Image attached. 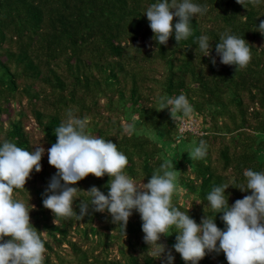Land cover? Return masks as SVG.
I'll list each match as a JSON object with an SVG mask.
<instances>
[{
	"label": "trees",
	"instance_id": "1",
	"mask_svg": "<svg viewBox=\"0 0 264 264\" xmlns=\"http://www.w3.org/2000/svg\"><path fill=\"white\" fill-rule=\"evenodd\" d=\"M155 0H0V141H14L34 150L56 142L55 128L68 110L88 118L86 131L116 143L128 157L125 171L137 184L147 183L162 163L175 167L172 203L198 224L206 215L225 229L223 213L205 208L214 186L229 184L228 204L249 192L246 168L264 171V35L256 31L264 20V0H196L208 11L197 14L192 33L178 44L174 34L158 45L145 13ZM178 18H173V24ZM243 36L252 58L236 68L213 65L202 56L197 38L210 37L212 54L226 30ZM204 66V67H203ZM185 94L193 112L160 110L161 95ZM201 120V135L177 139L182 118ZM132 124V130H127ZM207 141V154L190 160L179 151L189 143ZM174 149L169 156L166 151ZM40 172L30 173L14 198L34 205L30 223L45 241L44 264H161L144 240L140 214L133 210L123 229L111 215L89 207L81 220L54 217L43 206L45 189L57 171L47 151ZM110 177L89 174L77 182L108 193ZM182 194V195H181ZM73 208L79 214V193ZM29 200V201H28ZM190 207V208H189ZM189 208V209H188ZM176 229L161 235L172 249ZM9 237H4L7 240ZM173 264H186L172 249ZM190 264V262H189ZM198 264H228L223 252L207 253Z\"/></svg>",
	"mask_w": 264,
	"mask_h": 264
},
{
	"label": "clouds",
	"instance_id": "2",
	"mask_svg": "<svg viewBox=\"0 0 264 264\" xmlns=\"http://www.w3.org/2000/svg\"><path fill=\"white\" fill-rule=\"evenodd\" d=\"M241 3V0H238ZM208 11L206 4L196 0H155L146 9L149 27L154 33L153 39L158 45H166L174 34L177 44L186 40L192 33L191 22L197 15ZM178 20L173 24V18ZM256 31L264 35V20ZM199 51L215 65L217 57L224 65L243 68L252 58L251 46L231 30L220 35L212 54L209 35L197 38ZM204 67V66H203ZM160 110L169 109L170 114L193 112V106L183 93L176 96L161 95ZM88 118L75 115L68 110L66 119L55 128L57 140L47 150L42 144L28 150L14 141H0V264H44L45 241L41 233L30 223V211L34 205L14 198V191L23 189L33 169L41 171V159L47 151L48 163L57 171L51 177L45 189L43 206L50 209L55 219L75 217L81 220L88 214L91 206L95 212H107L112 222L119 225L125 234V227L133 210L140 214L144 240L152 246L155 258H161V264H173L175 256L172 249L180 254L186 264H198L207 253L223 252L228 264H264V171L246 168L244 182L238 188L249 192L229 206L225 190L229 184L214 186L201 200L208 203L221 219L225 229H220L214 217L205 216L198 224L187 211H182L172 203L176 190L175 167L169 168L162 163L153 172L147 183L137 184L125 167L127 155L119 150L116 143L104 136L89 134ZM131 132L133 125L127 124ZM208 150L207 141L201 139L188 154L190 160L202 159ZM97 178L107 174L110 177L108 193L105 194L93 185L87 191L79 189L77 182L88 176ZM86 193L89 201L80 200L79 214L73 208V202L79 193ZM29 201V200H28ZM190 208V207H189ZM188 208V209H189ZM176 229L175 243L172 249L160 243L161 235L170 229ZM4 237H9L7 240Z\"/></svg>",
	"mask_w": 264,
	"mask_h": 264
},
{
	"label": "built area",
	"instance_id": "3",
	"mask_svg": "<svg viewBox=\"0 0 264 264\" xmlns=\"http://www.w3.org/2000/svg\"><path fill=\"white\" fill-rule=\"evenodd\" d=\"M195 118L194 117H187L182 118L178 123V132H177V139H181V137L186 133H193L196 134V131L193 129L195 125Z\"/></svg>",
	"mask_w": 264,
	"mask_h": 264
},
{
	"label": "rangeland",
	"instance_id": "4",
	"mask_svg": "<svg viewBox=\"0 0 264 264\" xmlns=\"http://www.w3.org/2000/svg\"><path fill=\"white\" fill-rule=\"evenodd\" d=\"M189 117H193V116H189ZM195 118V117H194ZM195 125L193 127V129L196 131V134H193V133H189L191 134L193 137H199L201 135V120L199 118H195ZM193 143V142H192ZM192 143H189L187 146H185L183 149H181L179 152L182 154V153H186V154H189L193 148V144ZM174 149H168L167 154L169 156H171V154L174 153ZM189 157V156H188ZM182 195V194H181Z\"/></svg>",
	"mask_w": 264,
	"mask_h": 264
}]
</instances>
